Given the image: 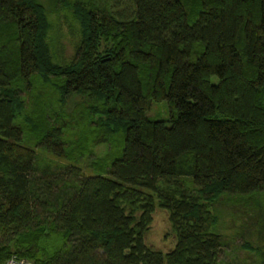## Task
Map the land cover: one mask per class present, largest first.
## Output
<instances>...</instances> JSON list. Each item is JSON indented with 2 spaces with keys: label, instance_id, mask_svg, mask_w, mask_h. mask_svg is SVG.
Masks as SVG:
<instances>
[{
  "label": "trees",
  "instance_id": "obj_1",
  "mask_svg": "<svg viewBox=\"0 0 264 264\" xmlns=\"http://www.w3.org/2000/svg\"><path fill=\"white\" fill-rule=\"evenodd\" d=\"M70 8L80 39L58 64L41 5L0 0V264H225L212 202L264 193V0ZM36 82L56 109L25 106ZM156 212L165 250L146 241Z\"/></svg>",
  "mask_w": 264,
  "mask_h": 264
},
{
  "label": "rangeland",
  "instance_id": "obj_2",
  "mask_svg": "<svg viewBox=\"0 0 264 264\" xmlns=\"http://www.w3.org/2000/svg\"><path fill=\"white\" fill-rule=\"evenodd\" d=\"M73 1L36 0L45 10L50 26L47 37L49 52L53 61L58 64H64L72 59L80 39L78 25L71 15L70 4ZM37 85L40 87L39 89L26 94L25 106L30 110L36 105H41L38 100H44L43 102L56 109L58 104H51L56 101L52 89L49 90L40 83ZM76 101V99L69 100L64 111L65 114L76 115L78 113L79 115L80 107L77 106ZM168 113V105L162 101L153 104L147 116L151 119H164L168 117ZM113 144L115 146L120 144V135L117 134L114 137ZM108 146L101 144L94 147L91 155L85 158V162L103 157ZM55 161L58 164L66 163ZM211 205L217 219L216 231L222 235L225 242L223 252L220 254L225 264L255 263L257 247L264 255V193L245 197L223 195L213 201ZM146 241L157 249L165 250L171 247L172 239L168 236L166 219L161 212H156L153 215ZM245 246H249L254 252L246 249Z\"/></svg>",
  "mask_w": 264,
  "mask_h": 264
},
{
  "label": "built area",
  "instance_id": "obj_3",
  "mask_svg": "<svg viewBox=\"0 0 264 264\" xmlns=\"http://www.w3.org/2000/svg\"><path fill=\"white\" fill-rule=\"evenodd\" d=\"M2 264H32L28 260L25 259H19L14 256L6 259Z\"/></svg>",
  "mask_w": 264,
  "mask_h": 264
}]
</instances>
